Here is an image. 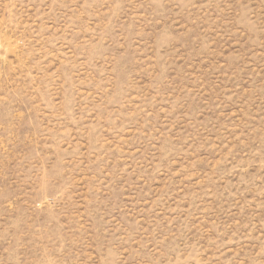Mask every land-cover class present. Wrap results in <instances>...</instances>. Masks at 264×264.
I'll return each mask as SVG.
<instances>
[{
    "label": "rangeland",
    "instance_id": "1",
    "mask_svg": "<svg viewBox=\"0 0 264 264\" xmlns=\"http://www.w3.org/2000/svg\"><path fill=\"white\" fill-rule=\"evenodd\" d=\"M0 264H264V0H0Z\"/></svg>",
    "mask_w": 264,
    "mask_h": 264
}]
</instances>
